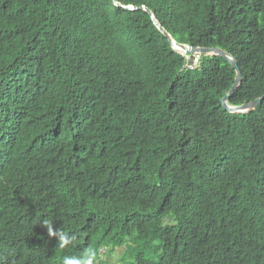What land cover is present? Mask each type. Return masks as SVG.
Wrapping results in <instances>:
<instances>
[{"label": "trees", "instance_id": "obj_1", "mask_svg": "<svg viewBox=\"0 0 264 264\" xmlns=\"http://www.w3.org/2000/svg\"><path fill=\"white\" fill-rule=\"evenodd\" d=\"M144 7L264 95V0H0V264H264V100Z\"/></svg>", "mask_w": 264, "mask_h": 264}, {"label": "water", "instance_id": "obj_2", "mask_svg": "<svg viewBox=\"0 0 264 264\" xmlns=\"http://www.w3.org/2000/svg\"><path fill=\"white\" fill-rule=\"evenodd\" d=\"M145 9L152 14V17H153L154 21L156 22V24L164 32V34L166 36H168L172 45L174 46V49H176L177 51H181L183 54H186L187 56H190L193 54L197 55L198 57H199V55H202V54L211 55V56H221L223 58H226L232 64V66L236 69L237 78H236L235 84L233 85V87L231 88L229 93L222 99L224 108H226L230 112H234V113H247V112L257 108L261 104V102H263L264 95L260 98H257L256 100H254L252 102L245 103L241 106H230V105H228V100L236 92V90L240 86L241 81L243 79V74H242V71L239 67L238 61L229 52H227L224 49L219 48V47H193V46H190L188 44H183V43H179V42L175 41L173 39V37L170 35V33L157 21L156 17L152 13V11L148 8H145Z\"/></svg>", "mask_w": 264, "mask_h": 264}, {"label": "clouds", "instance_id": "obj_3", "mask_svg": "<svg viewBox=\"0 0 264 264\" xmlns=\"http://www.w3.org/2000/svg\"><path fill=\"white\" fill-rule=\"evenodd\" d=\"M196 58L198 59L199 57H196ZM47 228H48L49 235H58L59 246L61 248H66L67 246L71 245L75 239V237H70L67 234H62V233H58L57 231H54L51 224H48ZM96 260H97L96 251L89 249L81 257H65L64 264H96Z\"/></svg>", "mask_w": 264, "mask_h": 264}, {"label": "rangeland", "instance_id": "obj_4", "mask_svg": "<svg viewBox=\"0 0 264 264\" xmlns=\"http://www.w3.org/2000/svg\"><path fill=\"white\" fill-rule=\"evenodd\" d=\"M119 257H117L115 254L108 257V261L106 264H119L118 262Z\"/></svg>", "mask_w": 264, "mask_h": 264}, {"label": "built area", "instance_id": "obj_5", "mask_svg": "<svg viewBox=\"0 0 264 264\" xmlns=\"http://www.w3.org/2000/svg\"><path fill=\"white\" fill-rule=\"evenodd\" d=\"M198 60V59H197ZM197 60H196V62L195 63H197Z\"/></svg>", "mask_w": 264, "mask_h": 264}]
</instances>
